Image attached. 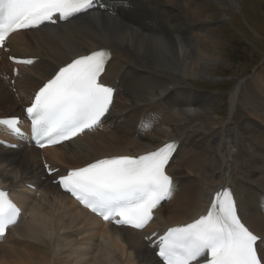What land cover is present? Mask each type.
<instances>
[{
  "label": "bare ground",
  "instance_id": "1",
  "mask_svg": "<svg viewBox=\"0 0 264 264\" xmlns=\"http://www.w3.org/2000/svg\"><path fill=\"white\" fill-rule=\"evenodd\" d=\"M189 1L97 0L78 18L10 38V51L0 52V118H23L35 93L60 68L104 49L112 51V60L102 81L114 89V102L102 123L73 143L42 152L0 144V190L2 185L22 209L18 226L0 237V264H161L153 243L169 228L204 215L225 187L235 192L252 231L264 238V88L242 96L238 85L228 119L212 111L216 96L192 89L187 80L211 78L216 42L207 26L216 19L198 15L199 21L200 0ZM198 35L208 37L207 43H193ZM198 51L202 62L195 58ZM13 57L38 61L29 68L18 65L15 77ZM6 134L0 126V136ZM168 142L180 144L167 167L173 195L161 202L144 232L112 228L55 183L97 160L137 157ZM42 153L60 174L47 175Z\"/></svg>",
  "mask_w": 264,
  "mask_h": 264
},
{
  "label": "snow or ice",
  "instance_id": "2",
  "mask_svg": "<svg viewBox=\"0 0 264 264\" xmlns=\"http://www.w3.org/2000/svg\"><path fill=\"white\" fill-rule=\"evenodd\" d=\"M96 2L0 0V47L13 33L70 21L89 13ZM110 58L104 50L78 56L39 89L25 110L38 147L60 144L100 125L113 102L114 89L101 82ZM20 123L18 117L0 119V126L17 138L24 137ZM176 147L168 143L137 157L100 159L73 169L58 182L104 221L143 230L161 202L172 198L173 180L166 169ZM19 214L8 193L0 190V237ZM152 246L161 264H264V238L242 222L230 189L216 193L204 215L169 228Z\"/></svg>",
  "mask_w": 264,
  "mask_h": 264
},
{
  "label": "rangeland",
  "instance_id": "3",
  "mask_svg": "<svg viewBox=\"0 0 264 264\" xmlns=\"http://www.w3.org/2000/svg\"><path fill=\"white\" fill-rule=\"evenodd\" d=\"M233 1V7L224 0L199 1L197 7L199 21L198 15L216 19L207 27L208 36L213 37L211 40L216 42L217 60L211 63L212 66L207 72L211 78H201L200 74L187 80L190 85L194 86L192 88L194 91L216 96L212 111L218 112L219 119L230 117L231 98L238 85L242 87V96L252 87L257 90L264 88V0ZM189 2L194 5L197 1ZM193 15L192 11L190 19ZM206 39L208 40V37L198 35V39H194L193 43L197 41L207 43ZM200 53L201 51L196 52L195 58L202 62ZM3 77L2 80H4ZM233 106H237V102H234ZM243 106L239 102V110ZM236 119V122L240 124L242 121L240 111L236 113ZM106 127V125L103 126V128ZM180 162L181 158L177 160L176 166Z\"/></svg>",
  "mask_w": 264,
  "mask_h": 264
}]
</instances>
